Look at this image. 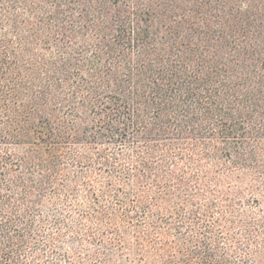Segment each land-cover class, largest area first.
Here are the masks:
<instances>
[{
	"label": "trees",
	"instance_id": "trees-1",
	"mask_svg": "<svg viewBox=\"0 0 264 264\" xmlns=\"http://www.w3.org/2000/svg\"><path fill=\"white\" fill-rule=\"evenodd\" d=\"M0 264H264V0H0Z\"/></svg>",
	"mask_w": 264,
	"mask_h": 264
}]
</instances>
